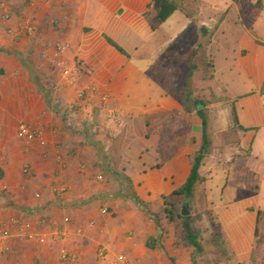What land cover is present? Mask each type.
<instances>
[{
    "label": "crops",
    "instance_id": "1",
    "mask_svg": "<svg viewBox=\"0 0 264 264\" xmlns=\"http://www.w3.org/2000/svg\"><path fill=\"white\" fill-rule=\"evenodd\" d=\"M151 2L10 1L14 12L18 11L33 22L36 33L31 39L23 32L9 35L6 30H0V224L6 225L10 233L6 242L9 250L6 254L0 253V264H66L59 258L62 248L77 256L76 264H95L99 248H104L113 261H118L121 256L128 262L131 258L139 259V254L151 256L152 253L140 243L123 238L127 223H113L109 214L97 209L100 203L106 202V208L112 209L113 213H121L124 218L133 217L132 230L145 233L138 220L134 221L135 211L121 210L119 202L108 200L116 191L110 185L95 182V176L100 173L99 164H102L97 152L106 153L111 149L108 135L119 132L115 127L111 129L108 111L114 110L120 115L125 137L135 131L136 138L142 132L144 141H148L144 129H150V120L159 122L155 146L151 148L155 159L159 158L157 149L163 121L179 116L186 122V130L179 145L175 146L174 155L156 170L159 175L154 190L158 197L182 187L191 170V156L201 145V123L194 113L187 114L182 107L185 93L178 87L177 71L185 58L191 60L192 38L199 32L202 34L201 27L206 26V22L216 21L214 17L209 19L201 14L188 19L176 11L152 31L145 18ZM204 4L199 0L200 8ZM211 5L216 10L222 6ZM194 20L200 24L195 23L198 29L192 30ZM14 23H7L6 29L14 28ZM252 26L257 30L255 24ZM105 37L128 56L117 51ZM242 38L240 51L246 49L245 41L250 40L247 34ZM252 44L257 57L249 59L247 50L246 58H234L227 66L236 70L234 76L244 87L249 84L244 92L227 100L236 110L240 127L246 131L235 127L229 106L228 110L220 104L212 106L209 132L213 152L204 159L199 170L201 177L214 179L225 187L221 196L223 201L216 207V213L221 214L223 222L228 220L224 215H232V255L237 263L242 264H249L257 212L264 207V201L259 200V186L251 180L258 178V174L263 177V170L248 162L252 158L258 159L255 140L258 128L264 127V96L260 94L264 82V52L255 42ZM42 48L43 88H47L49 82H55L57 87L55 92L49 90L46 95L40 93L31 75L33 69H37V56ZM190 68L191 64L185 73L186 80L191 79L188 78ZM71 73L76 81L68 86L64 80ZM214 74L217 77L216 64ZM59 85L62 88H58ZM82 93L84 97L81 99ZM103 96L108 99L105 109H101ZM54 104L60 108L80 105L81 114L85 113V116L67 113L61 117L55 112ZM255 108L261 110L260 116L254 112ZM91 113L98 120V131L94 130L93 136L86 132L84 141L85 132L83 135L81 132L82 129L91 130L86 123ZM20 123L43 128L48 146L43 148L34 143L26 147L17 137ZM66 125H71L77 134L69 137ZM123 141L121 148L126 149V141ZM217 141L221 148H218ZM62 146L67 150L63 149L65 153L71 152L75 157L65 155ZM56 148L60 149L61 157L56 154ZM131 152L130 156L121 157L122 170L133 160L143 161L150 153L147 147ZM220 158L226 162V168L218 164ZM104 161L109 176L118 179V174L116 177L110 171L108 158ZM103 165L101 167L105 168ZM25 166L29 167L26 174L23 172ZM148 166L142 164L136 176H143L146 181L148 173L150 176L155 172ZM228 174L230 179L225 186ZM129 178L133 183L138 181L135 177ZM174 182H180V187L174 186ZM62 186L67 187V191L59 194L57 190ZM14 221L27 225L40 237L39 240L20 237ZM53 222L68 233L65 241L51 240ZM153 234L155 232L150 233Z\"/></svg>",
    "mask_w": 264,
    "mask_h": 264
},
{
    "label": "rangeland",
    "instance_id": "2",
    "mask_svg": "<svg viewBox=\"0 0 264 264\" xmlns=\"http://www.w3.org/2000/svg\"><path fill=\"white\" fill-rule=\"evenodd\" d=\"M10 1L11 0H0V15L10 13L12 22H15L14 28H20V24L23 23L26 17L21 15L18 11L14 12L13 9L10 8ZM22 1L27 3L29 2V0ZM203 1L205 3L204 7L200 8V5H198L196 15L201 14L202 17L207 16L209 19L211 17L216 19L215 22H206V26L212 34L210 37H204L199 32L192 38L191 60L185 58L186 61L183 64L181 63L182 65L177 71V83L182 92L185 93V89H187L192 93L191 100L194 108L203 103L204 108L209 114L212 106H217L218 104L222 105V107L225 106L227 110L228 106L229 109H231V104L227 102L229 97H233L242 91L244 92V90H246L249 86V84H246V87H244L240 83V79L234 76L236 75V70L233 68L230 70L227 66H229V63H232V59L234 58L236 60L240 57L246 58L248 51L250 52L248 57L249 59L257 57L258 53H254L255 49L252 48V41L255 42L260 51L264 52V0H238L236 3L233 0ZM211 4H222V6H218L216 10ZM187 7L191 10L194 8L190 3H188ZM195 23L198 25L200 24L197 20H194V28H192V30H195L196 28ZM252 24L257 26V30L253 29ZM5 25L6 23L0 21V30H6ZM32 25L34 27L35 35L36 29L33 22ZM246 34L250 37V40L247 39L245 41L244 46L246 49L240 51V44L243 39L242 37ZM34 35L27 37L32 39L34 38ZM217 46L218 48H216ZM37 59V69H33L31 74L33 81L41 94L44 93L46 95L49 90L55 92V82L54 84L49 82L47 88H43V48L42 51L38 53ZM190 64L195 66V70L193 71V77L186 80L185 73H188ZM215 64L217 67V77L214 74ZM53 106L55 107V112L61 117L67 113V115H69V113L73 115L74 113L85 116V113L81 114L82 106L80 105L72 104L69 108H60V106L56 104ZM212 110L214 111V109ZM254 112L257 113L258 116L261 115V110L258 108L257 110L255 108ZM90 116V119L87 117L86 123L91 130L84 131L82 129L81 132V135L85 132V136L83 135L84 141L87 137L86 132L93 136L96 133L95 131H98L99 124L96 115L91 113ZM69 119L70 118H68V120ZM168 119L163 121V128L165 121ZM122 123L112 124L111 129H114V127L119 129L118 133L114 132L111 135H108V140L112 144V148L106 153L104 151L97 152V156L102 158L100 159L102 164H99L100 173L97 176L101 177L102 180H99L97 176H95V182L102 186L110 185L111 189L116 191L114 194L109 195L108 200L117 203L119 202L121 204V210L125 209L135 211L136 219L134 221L138 220V224L145 228V233L139 234V232L136 233L132 230L130 224L133 223V217L124 218L121 213H117L118 215L113 213L112 209L106 208V202L100 203L99 205L101 206L97 209L104 214H109L108 217L113 223H127L126 227L128 228L123 233V238H131L133 242L140 243L142 247L152 253L151 256L139 254V259L134 260L131 258L129 262L127 261L124 264H192L191 255L193 253V248L189 247L186 243L185 231L182 227L181 221L171 222L169 216L165 213L163 198L168 197L171 192H167L166 194L156 197L157 193L155 192L156 190H154L158 185L157 179L159 172L156 170L157 165L159 164V158L155 159L156 157H154V154L152 153L154 150L151 148L155 146L157 124L159 122L157 123V121L150 120V123L148 124L150 129H144L146 133L145 136L149 138L148 141H144V136H141V134H143L142 132L139 133L136 138L135 136L137 135H135V131L131 134L132 136L129 135L125 137V128ZM173 124H176L177 127L179 125V121H175ZM173 129L172 134H174ZM185 130L186 128L177 130V140L172 144V147H170L171 152H174L175 146L179 145V139L183 136ZM65 131L68 133L69 137H73L77 134L71 125H66ZM226 136H228V134ZM248 137L249 136L245 139L246 144ZM123 140L126 141L125 145L127 150L125 148H121V145L124 142ZM218 143L219 141H217V144ZM219 145L220 146H218V148H221V143H219ZM63 147L64 146L60 147L62 152L65 150ZM145 147L149 149L150 153L145 156L144 160H133L131 161L130 166H125L122 170L120 167L121 157L123 155L130 156L132 154V149L138 150L144 149ZM255 147L257 148L256 157L258 159L255 160L252 158L248 160V162L252 164L253 167L255 166V168H261L263 170V177L260 178V175L258 174V178L251 180L255 181V184L259 186V200L264 201V127L258 128ZM65 155L75 157V155L71 152H67ZM106 158H108V161L110 162V171H112L114 175L118 174V179L110 177L108 172H106L105 169L107 164H104V160ZM218 161L219 165L223 164V167L226 168V162L223 163L221 158ZM103 164L105 165V168L101 167ZM142 164L145 166L149 165L148 167L150 170H155V172L150 174V176L148 173L147 179L149 178V182H147V179L144 181L145 178L143 176H136V172H138L137 170L141 171L139 168H141ZM124 170L126 173H129V176L124 173ZM130 176L135 177L138 181L133 183L129 178ZM226 176L225 186L228 184L230 179L229 174ZM179 184L180 182H174L173 185L180 187ZM137 185L138 188L135 187ZM222 186V183H219L214 179L206 180L204 178V182L197 185L194 196L191 200L183 199L174 201L180 216L182 208L185 205L188 206V210L191 213L190 216L195 221L196 231L199 232L204 244L205 254L197 257L195 264H242L237 263V261L233 259L232 255V215H224V217L228 220L227 222H225V220L223 222L221 214L216 213V207L221 205L223 201L221 196L225 187ZM135 197H138L143 204L137 205ZM263 209L264 207L261 210ZM262 225H264V223ZM150 231L152 233L155 232V234H153V236L150 235ZM227 231L230 238L229 235H227ZM255 239L256 238H254V242ZM147 243L153 245L154 248H148ZM172 259L174 262L171 261ZM95 264L104 263L96 257Z\"/></svg>",
    "mask_w": 264,
    "mask_h": 264
},
{
    "label": "trees",
    "instance_id": "3",
    "mask_svg": "<svg viewBox=\"0 0 264 264\" xmlns=\"http://www.w3.org/2000/svg\"><path fill=\"white\" fill-rule=\"evenodd\" d=\"M235 3L238 0H233ZM188 3L193 5V9H189ZM199 0H152L149 6L148 12L145 14V18L152 31H156L163 23H165L176 11L181 12L188 19H193L198 10ZM201 32L204 37H210L212 32H210L207 26L201 27ZM106 41L113 46L121 54L128 56L119 46L112 42L109 38ZM259 44V43H257ZM195 66L191 65L190 73L188 78L193 77V71ZM260 94L264 96V82L260 91ZM192 93L185 89L184 99L181 104L184 111L187 114L194 113L201 123V145L197 152L191 156V170L189 176L187 177L185 183L182 187L174 190L168 197L163 198V204L165 206V213L169 216L171 222L181 221L182 227L185 231V240L189 247L193 248V253L191 255L192 264L196 263V258L205 254V247L202 242L201 236L198 231H196L195 221L191 216L182 217L180 216L176 204L174 201L179 200H191L194 196L195 189L197 185L204 182V178L201 177L199 170L203 164L204 159L211 155L213 152V139L209 132L210 128V117L207 110L204 108V104H200L196 108L192 104L191 100ZM231 117L235 127H240L236 110L231 106ZM179 121V125L173 122ZM187 127L186 122L179 116H172L170 119L166 120L164 123L163 132L161 139L158 144V154H159V164L157 169H161L163 165L171 159L174 152L170 151L172 144L176 142L178 133L177 130L185 129ZM174 128V129H173ZM242 130L246 131V129ZM172 129L174 134H172ZM165 138V139H164ZM128 180V179H127ZM137 205H142L143 203L135 197ZM264 209L257 212L256 219V230H255V242L252 247L249 263L250 264H264ZM152 240V239H151ZM148 248H154L153 245L147 243ZM174 262V260H171Z\"/></svg>",
    "mask_w": 264,
    "mask_h": 264
},
{
    "label": "built area",
    "instance_id": "4",
    "mask_svg": "<svg viewBox=\"0 0 264 264\" xmlns=\"http://www.w3.org/2000/svg\"><path fill=\"white\" fill-rule=\"evenodd\" d=\"M0 21L4 23H10L12 22V17L9 13H4L0 15ZM20 28H12L8 27L6 29V32L9 35L19 34L23 32L26 36H33L34 35V27L32 25L31 20L24 19L23 23L20 24ZM61 51L64 49L61 48ZM68 76V75H67ZM66 83L68 86L75 84V75L71 73L69 77L66 78ZM58 88H62V85H59ZM57 89V87L55 88ZM81 99L84 97L83 93L81 94ZM107 97L103 96L101 98V109H105L107 105ZM108 121L110 124H121L122 120L120 115L117 111H108ZM17 137L18 139L23 142V144L26 147H29L31 144L37 143L40 147H47L48 146V140L46 138V133L43 128L33 126L31 124L27 123H20L17 129ZM56 154L58 157L61 156V152L59 148H56ZM23 172L26 174L29 172V167L25 166ZM101 180V178H99ZM67 191V187L62 186L60 189L57 190L59 194L65 193ZM14 224L18 228V235L26 240H39V236L35 235L27 225L20 224L19 222L14 221ZM52 232H51V240L53 242H61L65 241L68 238V233L61 227V225L53 222L51 223ZM81 234L82 231H79ZM10 237L9 229L6 225L0 224V253L6 254L9 250V248L6 245L7 240ZM41 240V239H40ZM59 258L60 261L66 264H76L77 263V256L70 252L66 248H62L59 251ZM98 258L104 263V264H124L126 263L125 257H120L118 261H113L108 258L107 251L104 248L99 249L98 251Z\"/></svg>",
    "mask_w": 264,
    "mask_h": 264
},
{
    "label": "water",
    "instance_id": "5",
    "mask_svg": "<svg viewBox=\"0 0 264 264\" xmlns=\"http://www.w3.org/2000/svg\"><path fill=\"white\" fill-rule=\"evenodd\" d=\"M190 215H191V213H190V211L188 210V206L185 205V206L182 208L181 216H182V217H188V216H190Z\"/></svg>",
    "mask_w": 264,
    "mask_h": 264
}]
</instances>
